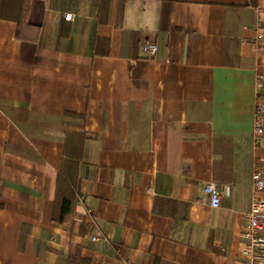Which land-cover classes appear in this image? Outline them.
I'll list each match as a JSON object with an SVG mask.
<instances>
[{"label": "crops", "instance_id": "1", "mask_svg": "<svg viewBox=\"0 0 264 264\" xmlns=\"http://www.w3.org/2000/svg\"><path fill=\"white\" fill-rule=\"evenodd\" d=\"M27 5L20 36L0 18V264H69L76 246L79 264H242L264 0ZM66 160L72 224L53 219Z\"/></svg>", "mask_w": 264, "mask_h": 264}, {"label": "built area", "instance_id": "2", "mask_svg": "<svg viewBox=\"0 0 264 264\" xmlns=\"http://www.w3.org/2000/svg\"><path fill=\"white\" fill-rule=\"evenodd\" d=\"M71 13L65 14V19H71ZM261 37V36H260ZM143 52L149 57L156 56L158 45L147 41L142 46ZM264 78L263 74L258 76V82ZM264 134L263 106L258 103L255 119V141ZM253 198L251 207L244 215L242 236L245 240L240 249L239 256L242 264H264V177L259 170L252 174ZM202 191L209 196L210 205L219 207L223 187L214 181L203 182Z\"/></svg>", "mask_w": 264, "mask_h": 264}, {"label": "trees", "instance_id": "3", "mask_svg": "<svg viewBox=\"0 0 264 264\" xmlns=\"http://www.w3.org/2000/svg\"><path fill=\"white\" fill-rule=\"evenodd\" d=\"M252 4H256L257 0H250ZM27 0H1L0 1V18L14 20L18 24L17 35L20 36L21 28L27 25ZM75 164L64 161L62 168L58 172L56 186V211L53 219L59 223L72 224L73 214L75 212V204L80 195L79 178L74 170ZM69 255V264H79L86 262L79 257V247L72 248Z\"/></svg>", "mask_w": 264, "mask_h": 264}]
</instances>
